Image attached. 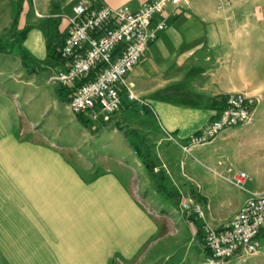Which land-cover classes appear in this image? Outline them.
Listing matches in <instances>:
<instances>
[{"label": "crops", "instance_id": "obj_1", "mask_svg": "<svg viewBox=\"0 0 264 264\" xmlns=\"http://www.w3.org/2000/svg\"><path fill=\"white\" fill-rule=\"evenodd\" d=\"M142 1L0 0V264H200L199 222L181 200L200 203V221L217 226L264 193V63L222 0L168 3L154 16L165 27L108 118L82 115L83 124L69 109L51 77L72 6ZM231 91L257 99L250 120L184 151ZM252 254L264 264V243Z\"/></svg>", "mask_w": 264, "mask_h": 264}, {"label": "built area", "instance_id": "obj_2", "mask_svg": "<svg viewBox=\"0 0 264 264\" xmlns=\"http://www.w3.org/2000/svg\"><path fill=\"white\" fill-rule=\"evenodd\" d=\"M180 1L143 0L135 10L125 4L110 7L77 2L72 6L68 29L57 52L62 67L51 78L57 87L66 89L67 104L73 113L95 121L99 112L108 118L119 109L126 74L145 55L156 32L165 27L164 21L153 23L154 16L168 3ZM256 102L254 96L243 91L224 94L213 117L184 139L183 150L210 140L225 127L248 122ZM246 176L245 171H238L234 182L240 185ZM180 208L199 222L202 245L211 263L254 253L261 246L264 193L248 195L237 211L217 226L200 221L203 207L198 202L181 200Z\"/></svg>", "mask_w": 264, "mask_h": 264}, {"label": "rangeland", "instance_id": "obj_3", "mask_svg": "<svg viewBox=\"0 0 264 264\" xmlns=\"http://www.w3.org/2000/svg\"><path fill=\"white\" fill-rule=\"evenodd\" d=\"M222 1L224 2L222 8H227L229 12L242 15L243 46L255 48L253 58L260 67V64L264 63V0H236L237 3L233 5L227 4L230 0ZM65 101H67V93ZM260 242L264 243V234L260 236ZM254 256L255 254L248 253L243 255L241 259L233 260L227 264H254ZM200 264L215 263L209 262L207 255L204 254L201 256Z\"/></svg>", "mask_w": 264, "mask_h": 264}, {"label": "trees", "instance_id": "obj_4", "mask_svg": "<svg viewBox=\"0 0 264 264\" xmlns=\"http://www.w3.org/2000/svg\"><path fill=\"white\" fill-rule=\"evenodd\" d=\"M23 63H24V60H23ZM76 117H77V119H78L81 123L85 124V121H84V119H83L82 114H80V113H76ZM135 151L143 157V160H144L145 166H146L149 170H152V164H151V162L147 159V153H146V150H144V149L141 150V149L139 148L138 145H135ZM156 177H157L156 187H157V189H160V186H161V185H160V180L162 179V175H161L160 173H157V174H156ZM199 231H200V230L198 229V232H199ZM205 253H206V255H207V254H208V251L205 250Z\"/></svg>", "mask_w": 264, "mask_h": 264}]
</instances>
